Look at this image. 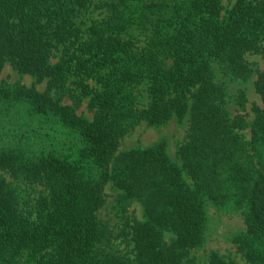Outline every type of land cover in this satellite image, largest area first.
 <instances>
[{
	"label": "trees",
	"instance_id": "obj_1",
	"mask_svg": "<svg viewBox=\"0 0 264 264\" xmlns=\"http://www.w3.org/2000/svg\"><path fill=\"white\" fill-rule=\"evenodd\" d=\"M223 1L0 0V72L34 80L0 85V264H199L209 206L241 213L229 240L264 264V0ZM186 117L176 159L165 139L120 150L141 122Z\"/></svg>",
	"mask_w": 264,
	"mask_h": 264
},
{
	"label": "rangeland",
	"instance_id": "obj_2",
	"mask_svg": "<svg viewBox=\"0 0 264 264\" xmlns=\"http://www.w3.org/2000/svg\"><path fill=\"white\" fill-rule=\"evenodd\" d=\"M233 2L234 0L223 1L224 5H231ZM93 16H98L97 11L93 14ZM247 59L249 62L255 63L254 67L263 66V61L260 55H249ZM16 82H19L22 85H26L27 87H31L34 85V80L32 77L28 75L17 74L9 64H6L0 72V85L4 83L14 84ZM35 88L39 91H43L45 88V83L38 84L35 86ZM237 88L238 87L236 85L229 86V90L231 93H235ZM241 88L246 91V95L248 98V110H250L252 103L255 102L260 104V99L254 91L252 81L241 86ZM140 96L141 105L145 106L148 101L145 86H142L140 88ZM229 110L232 114L236 113L235 107L231 106L229 107ZM77 113H84L87 117H91V114L87 113L85 105H83L77 111ZM186 129L187 117L182 123H177L175 120H173L170 123L158 128L149 127L145 122H141L138 126L135 127L134 130H132L122 138L120 150H126L131 147H147L150 145H154L161 139H165L168 144L169 154L172 158L176 159V152L179 145L185 138ZM8 181L10 182L11 180L8 179ZM12 186L15 187L16 191L22 198L25 197L28 193H30V195H35L38 191L41 190V188L39 187L28 189L26 187V184L17 182H14ZM106 192L108 196L105 206L99 213V217L117 232L119 219L117 217L115 209V192H113V190H111L110 188H107ZM129 213L131 214V217H136L137 219H140L142 216L141 208L135 203L130 206ZM208 215L209 226L207 230V240L204 247L196 254L199 261L198 263L207 264L209 254L212 251H215L226 259H232L240 264H244L245 261L243 260L241 255L237 253L235 245L232 244L229 240L232 234L241 232L245 229L243 216L241 215V213H228L226 211H220L209 206ZM116 245L119 246V249L125 248V244H123L121 240H118L116 242Z\"/></svg>",
	"mask_w": 264,
	"mask_h": 264
}]
</instances>
